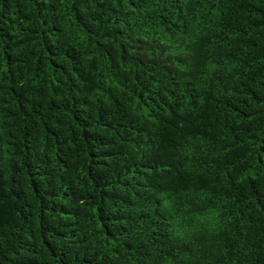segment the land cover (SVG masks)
I'll list each match as a JSON object with an SVG mask.
<instances>
[{
  "label": "trees",
  "instance_id": "1",
  "mask_svg": "<svg viewBox=\"0 0 264 264\" xmlns=\"http://www.w3.org/2000/svg\"><path fill=\"white\" fill-rule=\"evenodd\" d=\"M0 264H264V0H0Z\"/></svg>",
  "mask_w": 264,
  "mask_h": 264
}]
</instances>
